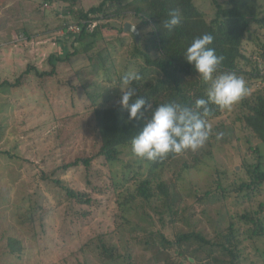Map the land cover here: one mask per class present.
Instances as JSON below:
<instances>
[{
    "label": "rangeland",
    "instance_id": "obj_1",
    "mask_svg": "<svg viewBox=\"0 0 264 264\" xmlns=\"http://www.w3.org/2000/svg\"><path fill=\"white\" fill-rule=\"evenodd\" d=\"M100 1L81 0L77 8L87 11ZM194 4L211 19L210 0ZM65 6L62 2L44 6V0H0L1 80L13 83L29 64L39 72L50 71L48 58L60 52L58 38L70 49L73 39L61 30L73 20L61 15ZM262 6L264 16V0ZM124 21L139 23L134 17ZM121 22L105 24L119 29ZM111 28L103 30L87 52L78 43L79 54L67 65L55 63L56 73L47 84L31 74L23 88L0 87V151L4 152L0 153V264H176L180 259L167 260L168 247L160 243V234L172 240L176 233L195 231L214 238L246 212H259L264 222V210L260 212L264 185L253 193L231 191L249 180L245 165L257 158L250 147L259 149L264 168V145L237 121L243 100L264 92V82L250 75L254 61L264 67L260 56L264 27H253L243 46L252 60L242 65L246 73L239 76L248 94L210 122L212 135L204 146L187 151L162 170L161 178L176 185L168 203L132 199L139 181L149 173L147 160L135 157L131 145L114 162L99 158L89 169L80 163L62 170L96 151L93 108L119 104L121 77L137 73L143 65L134 55L132 34L119 35ZM149 30L142 26L141 48L149 44ZM46 32L50 39L39 45L35 38ZM87 42L91 39L83 44ZM218 134L222 135L218 138ZM185 164L197 168L183 172ZM53 180L83 194L90 203L71 201ZM241 239L240 263L264 264V235ZM11 240L16 244L14 253ZM101 244L113 249L111 259L101 252Z\"/></svg>",
    "mask_w": 264,
    "mask_h": 264
},
{
    "label": "trees",
    "instance_id": "obj_2",
    "mask_svg": "<svg viewBox=\"0 0 264 264\" xmlns=\"http://www.w3.org/2000/svg\"><path fill=\"white\" fill-rule=\"evenodd\" d=\"M81 0H44V6H51L54 2H62L66 6L61 11L67 20L61 30L65 37L73 39L70 49L65 46L64 41L58 38L59 55H50L48 61L52 67L50 71L39 72L36 66L29 64L27 69L15 79L13 83L1 80L0 87L8 85L13 89H20L28 85L30 79L34 77L43 83H48L55 73L57 63H67L72 57L77 56V44L80 43L87 52L93 47L97 39L101 37L106 28H111L108 24L112 20H122L119 29L112 27L119 35L124 32V21L128 17H134L139 23L135 24L140 33V40L136 42L133 37L134 55L143 61V65L137 72L140 79L132 83L136 90V95L145 98L147 103L154 109L163 103H181L186 106H194L197 98H207L205 89L208 86L200 78L199 74L185 61L183 54L193 38L202 34H211L214 37L213 47L218 56L223 57L219 71L234 72L237 76L245 74L243 66L252 64V60L244 51L243 46L248 39L253 27H264V16L262 0H210L213 10L211 19H207L194 4L195 0H131L123 3L122 0H101L96 6H92L87 11L77 8ZM179 9L182 14V21L171 33L162 27V22L168 18L172 10ZM57 13V12H56ZM95 24L92 32L88 30L89 24ZM79 26L82 28L79 34L69 31L70 27ZM142 26L150 28L147 33V46L141 48L144 34ZM104 30V31H103ZM26 34V32H25ZM64 37V36H62ZM86 39L91 42L83 44ZM264 60V49L260 55ZM262 60V61H263ZM56 63V64H55ZM255 67L250 75L264 82V67L261 63L254 61ZM135 98V97H134ZM96 102H91L92 106ZM94 107V106H93ZM94 136L99 144L96 151L89 158H77L76 161L62 168L66 171L70 166H78L80 163L89 169L92 163L99 158L106 162H114L118 159L123 148L131 145V139L142 127L143 121L129 120V113L120 104L105 106L102 104L93 108ZM223 111L215 105H209V114L204 119L210 123L219 118ZM150 112L145 114V119ZM237 121L241 123L244 130H247L264 145V92L259 91L251 98L243 100L241 111L237 116ZM1 142V127H0ZM257 155L254 163L246 164L245 170L248 181H243L240 185L232 189V192L247 191L253 193L264 185V168L261 162L258 148H249ZM181 154H169L163 159L148 161V177L139 181L133 200L141 199L146 203L158 200L163 204L168 203L171 193H175L176 185L171 184L161 178V173L166 163H172L182 156ZM0 153H4L1 152ZM197 168V164L184 166L185 171ZM182 177V173L180 177ZM54 184L61 186L59 180H53ZM66 197L77 204H89L90 199H85L83 194H79L71 189H64ZM217 188L225 196V188L218 182ZM130 203V202H129ZM128 206V202L124 204ZM264 204L260 205V212H263ZM238 222L249 226L247 229ZM238 222L229 224L228 228L214 238L206 237L195 231L176 233L172 240H168L162 234L159 235L164 247L168 249L166 253L168 259L177 258L182 264L188 263L191 257L196 264H241L242 257V236L249 239L262 237L264 235L263 217L259 212L244 213L238 217ZM10 252L16 250L15 241L11 240ZM101 252L111 259L113 249L100 245ZM113 260H110L112 262Z\"/></svg>",
    "mask_w": 264,
    "mask_h": 264
},
{
    "label": "clouds",
    "instance_id": "obj_3",
    "mask_svg": "<svg viewBox=\"0 0 264 264\" xmlns=\"http://www.w3.org/2000/svg\"><path fill=\"white\" fill-rule=\"evenodd\" d=\"M181 21L182 14L175 9L162 22V27L171 33ZM213 40L211 34L197 36L183 54L185 61L208 85L205 89L207 98H197L194 106L163 103L152 109L145 98L136 95L132 87V83L140 79L139 74L129 72L121 77L117 87L122 93L119 104L128 111L129 120L143 121L142 127L131 139V152L135 157L156 161L169 154L189 150L195 152L212 135V125L204 119L209 114V105L221 110L231 109L248 94L249 89L243 78L234 72L219 71L223 57L218 56L211 47ZM148 112L150 115L145 119ZM188 264H196V261L189 257Z\"/></svg>",
    "mask_w": 264,
    "mask_h": 264
},
{
    "label": "water",
    "instance_id": "obj_4",
    "mask_svg": "<svg viewBox=\"0 0 264 264\" xmlns=\"http://www.w3.org/2000/svg\"><path fill=\"white\" fill-rule=\"evenodd\" d=\"M124 33H131L136 42H138L140 39L139 30L136 26L132 25L131 23L127 22L124 24Z\"/></svg>",
    "mask_w": 264,
    "mask_h": 264
},
{
    "label": "crops",
    "instance_id": "obj_5",
    "mask_svg": "<svg viewBox=\"0 0 264 264\" xmlns=\"http://www.w3.org/2000/svg\"><path fill=\"white\" fill-rule=\"evenodd\" d=\"M49 35L50 33H43V34H40L38 37L35 38L36 41H38V44L39 45H43V43L46 41V40H49ZM46 45V44H45ZM50 45L47 44V46L45 47H49ZM56 47L58 48V45H56Z\"/></svg>",
    "mask_w": 264,
    "mask_h": 264
},
{
    "label": "built area",
    "instance_id": "obj_6",
    "mask_svg": "<svg viewBox=\"0 0 264 264\" xmlns=\"http://www.w3.org/2000/svg\"><path fill=\"white\" fill-rule=\"evenodd\" d=\"M95 24L93 23V24H89L88 25V30L90 31V32H92L93 30H94V28H95ZM81 30H82V28L81 27H79V26H76V27H70L69 28V31L70 32H73V33H80L81 32Z\"/></svg>",
    "mask_w": 264,
    "mask_h": 264
}]
</instances>
